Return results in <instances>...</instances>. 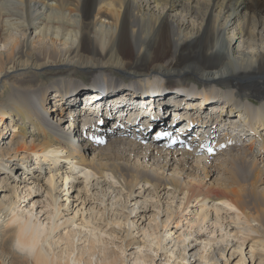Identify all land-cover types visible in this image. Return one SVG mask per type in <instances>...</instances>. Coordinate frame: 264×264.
I'll use <instances>...</instances> for the list:
<instances>
[{"label": "bare ground", "instance_id": "6f19581e", "mask_svg": "<svg viewBox=\"0 0 264 264\" xmlns=\"http://www.w3.org/2000/svg\"><path fill=\"white\" fill-rule=\"evenodd\" d=\"M0 44V264H264V0H0ZM79 70L91 100H65ZM235 113L245 133L231 138ZM202 118V136L177 143L176 123L193 133ZM71 191L92 213L66 214ZM161 194L174 211L142 226ZM107 196L118 214L104 219Z\"/></svg>", "mask_w": 264, "mask_h": 264}, {"label": "rangeland", "instance_id": "374dc122", "mask_svg": "<svg viewBox=\"0 0 264 264\" xmlns=\"http://www.w3.org/2000/svg\"><path fill=\"white\" fill-rule=\"evenodd\" d=\"M4 45L3 44H0V48H2ZM167 55V54H166ZM171 57L170 59H172L173 57L170 55V54H168L165 58H162L164 61H168V60H170V59H168L167 57ZM173 62H175L176 64H178L179 65V63H178V61H173ZM140 63H142V66H145V65H151L152 63H154V62H140ZM180 66H182V67H184L183 66V64L181 65H179L177 68H179ZM58 73V72H57ZM160 73H162V74H164V75H167V73H165V72H161L160 71ZM117 74H119V73H117ZM58 76H61L60 74H58ZM58 76H56V77H53V76H50V74H48V75H46V76H44L43 77V84L44 85H49L51 82H53L55 79H58L57 77ZM157 76H159V78H161L162 79V75H157ZM168 76V75H167ZM184 76V75H183ZM63 77V76H62ZM111 77L113 78V79H117L118 80V82L117 83H111L110 81H108V82H106L107 84V86L108 85H112V86H116V85H118L119 83L121 84V83H123V82H125V80H123V78H120L118 75H116V74H113V75H111ZM64 78H66V82L72 87V86H81L82 88H86V91H88L87 89L88 88H90V87H92V86H94L95 84H96V82L93 84L92 82H91V80L90 79H93V78H95L94 76H89L88 74H86L85 73V71H83V70H79L78 71V74H77V76H75V78H73V77H69L68 78V76L66 75V77H64ZM184 78V77H183ZM178 79V78H177ZM208 79H210V80H214V79H216V78H211V77H209ZM183 80H185L184 82H186L187 84H191V85H193L191 82L193 81L192 79H187V78H185V79H183ZM192 80V81H191ZM160 83H159V85H162V84H166V83H164L162 80H160L159 81ZM194 82V81H193ZM152 83H158V81H156V82H152ZM169 84H172V83H169ZM122 86H124L123 84H121ZM168 86V85H167ZM81 87H77L78 88V90H76L75 92H73L72 94H70V95H67V97L65 98V100L66 99H69V98H71V97H73L74 95H76V93H78V94H80L79 95V98H82V101L83 102H85V100L86 101H88V100H91V97H89V98H86L85 96H89V94L88 95H84V93H86V91L85 92H83V91H81ZM120 88L118 89V90H116L117 88H118V86L117 87H114L113 88V90H112V93L113 94H115V95H117L119 92H121L122 91V89H121V86H119ZM131 91H133L135 94H136V91H135V89H133V90H131ZM169 91V90H168ZM98 92V91H97ZM124 92V91H123ZM98 93H100L101 95H103V93L102 92H98ZM4 95L3 93H0V95ZM50 94V96H49V102H50V107L53 105V103H54V100H53V97H54V93L52 92H50L49 93ZM84 96V97H83ZM140 96H142L141 94H140ZM163 97H166V96H163ZM119 98V97H118ZM124 99H126V98H129V97H123ZM222 101V100H218V104L220 103V102ZM222 103V102H221ZM220 103V105H222ZM88 105V106H87ZM86 106L88 107H86V108H84V109H86V110H88L89 111V106H91L92 104H91V102L89 101L88 102V104H87ZM170 105H174V106H176V104H173L172 102L170 103ZM213 105H215V104H213ZM207 109H205L204 110V113L205 114H207V113H210V107H206ZM51 109H52V107H51ZM80 109L81 108H78V111H77V114L79 115L81 112H79L80 111ZM198 109H200L201 111L203 110V106L202 107H199ZM125 112H126V117H127V115H129V112H130V110L129 109H127V110H125ZM148 112V111H147ZM86 112L84 111V113H82L83 115H87V114H85ZM128 113V114H127ZM145 113V112H144ZM221 113V112H220ZM89 114V113H88ZM142 115V111L140 112V114L137 116V117H140ZM144 115H146V114H144ZM220 116H221V114H219ZM235 115H237V113H235L234 115H231V116H229L228 118L229 119H232V122L233 123H236L234 126V131L235 130H237L238 129V132H241L242 133V130H244L245 129V127L242 125V118H239L238 116H235ZM115 118H117V116H115V115H113ZM216 116H218V114L216 115ZM92 117L93 118H96V116H95V114L94 115H92ZM124 117H125V115H124ZM131 117V116H130ZM129 116L126 118V119H128V118H130ZM134 118V117H133ZM145 119V117H142V119ZM150 118V117H149ZM162 120V121H161ZM171 120H173V122H174V118H173V113L172 112H168V113H166V111H165V113L163 114V115H160V120L159 121H157L155 124H156V126H159L160 127V132H165V128H166V126H165V123L166 124H169L170 123V121ZM203 120V118L198 122V124H201V121ZM50 121H55V117H54V114H52V116H51V119H50ZM69 119H66L65 121H64V124L62 125V127L64 126V127H67L68 125H69ZM143 121H145V120H140V124L141 123H143ZM7 122V121H6ZM135 122H136V120H135ZM147 123L149 122V119H147V121H146ZM179 122H181V121H179ZM179 122H177V123H179ZM95 123V125H97V122H94ZM105 123H107V125L105 124ZM115 123V122H114ZM183 123H185V122H181V124L180 125H183ZM103 124L106 126V129L108 128V129H111V125L113 124V118L111 119V120H109V121H104L103 122ZM150 126H152L151 124H149ZM148 125V127H150ZM172 125V127L175 125V124H171ZM156 126L155 127H153L152 129H147V131L149 132V134L147 135V137H146V140L147 141H150V140H148L147 138L149 137V139L151 138V136H150V134H152V133H154L155 131H156ZM199 126V125H198ZM201 126V125H200ZM176 127V126H175ZM178 127H180V126H178ZM233 127V126H232ZM243 127V128H242ZM139 128H140V126H139ZM235 128H237V129H235ZM3 129V128H2ZM231 129V128H230ZM3 131H5V132H7V133H11L10 131L11 130H6V129H4ZM195 131V130H194ZM196 132L198 133L199 132V130H196ZM190 133V132H189ZM228 133H229V130H228ZM243 133H245V132H243ZM242 133V134H243ZM208 135L209 134H205L204 135V137L205 138H207L205 141H209L211 138H210V136L208 137ZM215 135H218L219 137H221L222 135H223V133H222V131H217L216 133H215ZM153 137V136H152ZM241 138H243V137H241ZM248 138H250V137H248ZM214 139H216V138H214ZM151 140H152V138H151ZM27 141H29V139L27 140ZM133 141H134V139H133ZM199 141V140H198ZM205 141H203V142H205ZM134 142H137L136 140L134 141ZM195 142V141H194ZM202 142V143H203ZM145 144V142L143 143H141V141H138V144ZM194 145H196L197 146V144H194ZM195 146V147H196ZM5 147V145H0V148H4ZM222 156H220V155H218V157H216V158H221ZM262 157V156H261ZM91 158V157H90ZM216 158H213L212 160H214V159H216ZM61 165H65L64 167H66V168H68L67 166H69V164L67 163V162H61ZM152 168H153V166H152ZM194 170V169H193ZM45 172H47V170L45 171ZM157 173H159L158 171H156ZM11 173H13V174H11L12 176H14L15 177V175H14V171H13V169H11ZM17 174V173H16ZM172 174H170V172L168 171V172H166V175H165V178H170V176H171ZM71 177H75V178H77L78 179V177H79V179H82V178H80V175L77 173V174H75V175H70ZM214 179H225V175L224 174H222V173H220L219 171L218 172H216V174H214L213 175V177L210 179V181H213ZM81 181V180H80ZM101 182V181H100ZM100 182H98L99 184H100ZM92 184H95V181L92 183ZM102 187V188H101ZM107 186H104V183H102V184H100V185H94L93 186V188H91V190L93 189L94 191V193H96V199L95 200H97V199H101V195H102V191L101 190H104L105 188H106ZM261 187H264V185H262ZM81 188V187H80ZM33 192H35V194H36V196L37 197H40L39 195H40V191H33ZM72 192V194L69 196H67L68 197V202L70 203L69 204V211L68 212H66V214H70V216H73V214H74V212L76 211V210H79V212L80 213H84V215H86V214H89V213H92V211H88V206H85L84 208H82L81 209V206L79 205V203H80V199L78 200V197L79 196H81L82 198L84 197V195H86V192H81L80 193V195L79 196H76V194H75V191H71ZM147 195V192H145L144 194H143V196H146ZM112 196H114V194L112 195ZM112 196L111 197H109V196H107V198H108V200H106V202H105V206H99L98 204H99V201H96V204L98 205V207L97 208H101L100 209V211L102 212V210H104V212H103V215H104V219H107V216H109L110 217V215H116V214H118L117 212H111V211H109V208L107 207V205H109L110 204V199L112 198ZM80 197V198H81ZM172 196L171 195H166V194H161V197H160V201H161V203H160V208H161V210H160V212L158 213V214H155L156 213V204L152 201V202H148V205H150V207H152L151 209H153L152 211L150 210V212L146 215V217L143 219V222H142V226L143 225H145L146 223H148V222H150V221H152V218H155V219H157L158 217L161 219V220H164L165 219V217L168 215V214H170L171 212H173L174 211V208H175V206H176V200H175V203H171L172 202V198H171ZM65 199V196L62 198V200H64ZM154 200H156V199H154ZM35 201V198H33V199H30V200H28V202H26V207L27 208H29L30 207V205H31V203L32 202H34ZM122 201H124V200H122ZM143 201V197H141L140 198V201H139V203H141ZM61 203L62 204H65V202L64 201H61ZM87 203V202H86ZM122 203H124V202H122ZM151 203H154L155 205L154 206H152L151 205ZM22 205H25V203L24 204H22ZM128 205H130V206H132V207H136V205H133V202H131V203H129ZM93 206H96V205H93ZM118 207V210H120L121 209V207H119V205H117ZM113 219V218H112ZM245 252H247V250H245ZM238 260V258H234L233 259V261H232V259L230 260V262H228V264H234L236 261Z\"/></svg>", "mask_w": 264, "mask_h": 264}, {"label": "snow or ice", "instance_id": "6c2138e0", "mask_svg": "<svg viewBox=\"0 0 264 264\" xmlns=\"http://www.w3.org/2000/svg\"><path fill=\"white\" fill-rule=\"evenodd\" d=\"M209 152H211V149H209Z\"/></svg>", "mask_w": 264, "mask_h": 264}, {"label": "water", "instance_id": "95a60500", "mask_svg": "<svg viewBox=\"0 0 264 264\" xmlns=\"http://www.w3.org/2000/svg\"><path fill=\"white\" fill-rule=\"evenodd\" d=\"M123 73V72H122ZM127 75V74H126Z\"/></svg>", "mask_w": 264, "mask_h": 264}]
</instances>
